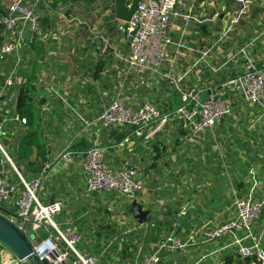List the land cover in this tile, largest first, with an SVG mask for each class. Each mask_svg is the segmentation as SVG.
<instances>
[{
    "label": "crops",
    "instance_id": "crops-1",
    "mask_svg": "<svg viewBox=\"0 0 264 264\" xmlns=\"http://www.w3.org/2000/svg\"><path fill=\"white\" fill-rule=\"evenodd\" d=\"M178 1V8L181 13L186 14L193 0ZM194 2L193 14L195 13L200 17L218 15V19L213 26H206V28L201 27L198 29L194 24H189L186 42L189 48L204 49L215 45L211 52L212 61H209V64L215 69L218 68L219 71L216 74H211L207 68L202 67L199 73H190L189 79L184 82V86L191 88L195 85L207 86L209 83H213L220 88L224 82L241 71L238 61L227 60V58L235 54L240 48L247 46L253 39L255 43L247 48L250 58L259 66L264 64V0H250L251 12L249 16L234 27L233 31L219 43H217V40L221 38L227 28L228 19L232 16L231 14H233L236 7L232 5L231 0H195ZM4 3L5 0L1 4V14L5 11ZM76 3L66 0L62 6L69 9V7L75 6ZM97 10L98 7H94V11L85 9L83 12L85 14L80 13L82 15L73 10L76 15L82 17L87 23L90 28L89 33L87 29L83 30L81 36L76 29L69 28L62 38L61 45L57 41L49 40L41 46L38 45L37 48L32 47L33 50H36L37 56L40 55L41 58H43L44 50L49 53V50H51L53 53L50 61H48L51 66L40 70L36 66L33 68L34 74L38 70L39 73L45 72L47 74L60 69L59 72L64 75L67 73L70 76H76L67 84V101L70 109L66 108L59 100L52 99L50 93L44 90L43 87L38 90L30 89L32 90V100L38 104L35 108L41 120L40 123L43 129L41 143L47 151L46 157L41 159L37 156L36 149H33L27 160L20 161L18 152H20L19 145L23 136V127L10 118L3 125L0 142L6 150L12 166L5 161L0 152V174L7 173L12 180H16V172L21 171L30 179L40 173L45 165L50 164L39 195L40 202L42 204L55 201L64 202V208H66L58 216L59 221L63 223L64 228H72L77 233L87 229L84 220L89 218V226L92 228L91 233L94 238L93 242L98 243L103 252L108 249L109 256L106 258V262L100 263V254L96 256L87 250L85 252L81 250L82 254L95 257L97 264H129L134 253L133 249H138L143 244L142 250H144L146 242L149 243L147 251L143 255L141 251V256H145L148 254L149 249L152 252L158 237L162 239L171 235V230L176 229L175 223L183 207H186V211L188 208L194 211V215L200 219L197 224L199 230L211 229L235 217L234 198L236 196H246L253 189L255 199L263 197L264 112L260 107H250L239 102L240 97L237 94L228 92L227 97L237 102L232 114L212 131V135L207 132L203 140H198L193 145L182 144L181 139L187 132L183 130L181 125L167 127V134H159L148 142L131 136V130L128 128L100 130L98 127L92 126L88 131H84L82 121L97 116L101 108L107 105L112 95L116 93L117 76L121 69L120 65L118 67L114 66L116 61L109 54L108 47L109 60H107L106 53L100 50L96 51L100 46L97 41L98 36H95L96 32L90 20V14L96 13ZM66 12L71 14L70 10H66ZM87 12L90 13L89 16ZM41 14L52 22L51 28L44 30H51L52 32L62 27L55 13L43 11ZM112 18L117 25H122V21L117 20L114 13L113 16L105 17L106 22L110 21L106 26L107 29L114 28V24L111 23ZM182 27L183 21L177 20L172 33V39L175 41H177ZM201 30L205 34H202ZM71 32L73 33L72 42L68 45L65 39ZM100 36H102V39L105 37L108 39L106 35ZM120 40L116 49L118 51L117 47L121 43L126 48L124 53L118 52L126 54L127 46L125 42L122 43ZM75 43L83 44L81 52L84 54V58L77 63L70 53ZM169 53L171 54V60L173 54L171 51ZM197 57V54L189 52L178 56L177 63L173 67V74L177 76L183 73ZM61 58L68 59L69 63L63 64ZM100 61L106 62V67L99 73L100 77L98 79L92 76L91 69H88V75H84V69L87 66L93 65L94 67ZM11 64V60L0 64V89L12 68ZM65 79L60 76L59 80L53 82L61 92L63 91L61 85H64ZM156 81L159 87L158 90H167L168 83L161 82L158 79ZM139 88L134 90V95L141 102L137 92ZM17 89L7 88L4 91V96L0 100V117L9 106V99L13 94H16ZM148 90L149 88L146 91ZM40 92L44 93L40 94ZM93 93L99 96L97 107L93 101L96 94L93 95ZM8 95L10 96L9 99L7 98ZM174 95L177 97L176 94ZM41 99H44V102L40 105ZM176 100H179L178 97ZM170 101L168 97V102H165L163 108L157 106L161 111H164L175 108L180 104L179 102L177 105H173ZM9 108L14 111L13 107L9 106ZM94 143L105 149V164L113 171L119 170L126 162L142 171L144 190L137 197L136 202L141 206L142 211L150 212L149 217L151 216V218L148 217L145 230L137 229L138 224L132 219L130 213L131 204L116 194L112 193L110 196H106L93 193L90 196H83L82 154ZM68 146L69 150L73 152L70 156L72 163H55L57 156ZM217 149H220L224 154L225 168L222 167L216 156ZM13 160L20 162V170L13 164ZM30 164L33 166L28 167ZM250 172L254 177L256 187H253ZM48 179L51 183L45 187ZM219 182L223 186L219 185V189L216 191L215 188ZM5 209H7V213H14V201L5 206ZM209 210H212V213L208 214L206 219H202V216L207 214ZM174 211L176 212L172 215L171 213ZM169 214L173 217L175 215V220H171ZM122 216H124L125 222L122 221ZM202 223L209 224L200 226ZM184 224L185 220L183 227L177 231L178 233H187L183 229ZM255 224L256 229L264 224V210ZM159 225L161 227H158ZM156 227L159 230H156ZM153 230H156V232H153ZM167 231L169 232L166 233ZM147 238L149 240L144 242ZM195 241L193 247L196 249L194 250L196 254L194 256L201 255L195 264L207 256L221 261L222 258H219L221 254L230 256L233 261L238 259L235 249L227 246L226 239L215 243H207L202 238L197 237ZM105 244L107 245L105 246ZM123 245L125 246L123 247ZM126 247L128 252L132 253L131 255L128 254L127 256V252L123 251ZM262 248L264 249V240ZM185 256H189V254ZM0 263L22 264L10 252L1 247Z\"/></svg>",
    "mask_w": 264,
    "mask_h": 264
},
{
    "label": "built area",
    "instance_id": "built-area-1",
    "mask_svg": "<svg viewBox=\"0 0 264 264\" xmlns=\"http://www.w3.org/2000/svg\"><path fill=\"white\" fill-rule=\"evenodd\" d=\"M194 1L186 14H182L178 8V0L137 1L130 19L121 23L120 26L121 31L125 33L126 54L119 53L116 47L110 44H103L102 52L109 48V54L116 61L114 66H121L117 76L116 93L112 95L108 104L101 108L97 116L82 121L84 131H88L92 126L100 130L128 128L131 130V136L148 142L159 134H167V127L181 125L187 132L181 139L182 144L193 145L198 140H203L207 132L212 135V131L232 114L237 102L227 97L228 92L237 94L240 97L239 102L250 107H260L264 112V64L259 66L250 58L247 50L248 46L255 43L254 39L227 58V60L238 61L241 71L224 82L220 88L213 83L207 86L195 85L191 88L184 86L190 73H199L202 67L207 68L211 74L219 71L218 68L215 69L209 64V61H212L211 52L215 45L204 49L189 48L186 42L189 24H194L198 29L206 28V26H213L218 19V15L200 17L193 14ZM231 1L236 9L228 19L227 28L217 43L233 31L234 27L246 20L251 12L250 0ZM111 3L114 4V1ZM4 5L5 11L0 14V64L11 60L13 65L0 89V100L7 88L25 87L38 90L43 87L50 93L52 99L59 100L70 109L67 101V84L74 76L67 73L64 75L58 71L39 73L41 68L51 66L48 61L53 53L51 50H49L50 53L44 50L43 58H41L32 47L37 48L38 45L41 46L49 40L57 41L61 45L62 38L69 28H74L83 35V30L87 29L88 33L90 32L89 26L73 10H70L71 14H68L63 6L52 10L50 0H5ZM43 11L55 13L62 27L52 32L44 30L40 23ZM177 20L183 21V27L175 41L172 39V33ZM100 39L104 42L102 36ZM82 46L81 43H75L71 48V57L76 59V63L83 60V56L79 55L82 54ZM170 51L173 54L171 60ZM188 52L195 53L198 57L183 73L174 75L173 67L177 63V57ZM61 60L63 64L69 63L66 58ZM36 66L39 70L34 74L33 68ZM60 76L66 78L64 85H61L62 92L53 84L54 81L59 80ZM157 79L168 83L171 91L177 95L180 102L177 107L161 111L152 102H140L136 99L135 89L150 88L152 81ZM16 98V94H13L9 99V106L15 107ZM9 106L1 115L0 135L3 125L10 118L20 126L26 125L25 118H21ZM0 152L5 161L12 166L1 142ZM104 153L105 149L94 143L82 154L83 196L111 192L131 204L144 190L142 171L129 162H126L119 170L113 171L105 164ZM72 154L69 146L66 147L57 156L55 163H72L70 157ZM216 156L225 168L224 154L220 149H217ZM49 168L50 164L45 165L37 176L30 179L23 178L19 172H16V180H12L7 173L0 174V215L25 234L38 260L44 258L48 264H97L95 257L84 255L76 249L81 241V236L76 230L72 228L61 230L60 225L54 222V218L62 212V202L55 201L49 204L40 202L39 195ZM250 176L253 187H256L251 172ZM12 201H14L15 212L7 213L5 206ZM234 208L235 217L222 224L211 229L192 231L185 243L176 236L160 239L155 242L152 252L145 256L141 254L139 256L138 252L132 256L129 264H161L163 252L170 255L177 252L185 253L187 245L194 246L197 237L207 243L226 239L227 246L235 248L238 259H250L254 260L255 264H264L262 248L264 224L257 229L255 227L256 221L264 210V195L262 198L255 199L251 189L246 196L234 198ZM185 215L186 207H183L178 217L183 218ZM122 221L125 222L124 216ZM146 227L147 224L137 225V229L141 230H145ZM39 231L43 235L39 234ZM31 234L37 235L34 242L29 240Z\"/></svg>",
    "mask_w": 264,
    "mask_h": 264
},
{
    "label": "rangeland",
    "instance_id": "rangeland-1",
    "mask_svg": "<svg viewBox=\"0 0 264 264\" xmlns=\"http://www.w3.org/2000/svg\"><path fill=\"white\" fill-rule=\"evenodd\" d=\"M132 0H127V5H130V2ZM3 3V0H0V9H1V4ZM108 4L110 5H113L111 3L110 0H108L107 2ZM107 3L106 1H101V3H99L98 7L99 9L97 10L96 13H93V14H90L87 12V15L89 16L90 14V20L92 22V25L94 26V29H95V32H96V35L95 36H98L97 38V41H98V45L100 46V48L96 51H102L103 49V44L106 45V44H110L111 46L113 47H116L120 38H122V43H124V40H125V33L122 32L121 30H119L120 26L121 25H117L113 18H112V21L111 23L114 24V31L113 32H110L109 29L106 28L107 24L110 23V21L106 22L105 20V17L106 16H113V14L111 13V10H108L105 12V6H107ZM231 4V3H230ZM75 6H72V7H66L65 10H75L77 14H80V13H83L85 11V9L83 8V5H76L74 4ZM79 6V7H78ZM85 14V13H83ZM103 14V15H102ZM82 15V14H80ZM80 32V31H78ZM72 32L68 35V37L65 39V42L66 44L70 45L71 42H72ZM100 35H106L108 37V39L105 37L103 40L104 42H102V40L100 39ZM105 41L107 43H105ZM118 48V51L119 52H122L124 53L125 51V46L124 45H119ZM124 49V50H123ZM94 50V49H93ZM108 50H105V52L103 53H106V56H107V60L108 59ZM68 55V54H67ZM79 55H82L83 58H84V55L83 54H79ZM60 69H56V71L59 72ZM82 76V75H81ZM74 77H76L74 75ZM157 81L156 80H153L152 83H151V87L149 88L148 91L147 88L145 87H140L139 88V92H138V97H140V100L141 102H144V101H148V102H152L156 105H158L159 107L163 108L164 107V104L165 102H168V97L170 98V102L173 104V105H177L179 103V100H176V96L173 94V92L171 91L170 89V86H168L167 90H158L159 87L157 86ZM143 90V91H142ZM150 91V92H149ZM163 92V93H162ZM41 93H44V92H40ZM96 93H93V95H95ZM94 103L96 104V107H97V102H99V96L98 94H96L95 98L93 99ZM206 158V157H205ZM206 160V159H205ZM105 162V161H104ZM201 170V169H199ZM51 181L50 179L47 180V182L45 183V187L47 185H50ZM143 184H144V181H143ZM219 185L221 186V182L217 183V187L215 188L216 191H218L219 189ZM223 186V185H222ZM227 189V187H226ZM98 194H103V195H106V196H110L112 193L111 192H99ZM92 194H89L88 196H90ZM64 202L62 203V212L63 210L66 208H64ZM61 212V214H62ZM151 218V216L149 217ZM184 220H185V224H184V230L187 232L186 234L184 233H178L177 234V238L180 239L183 243H185L187 240H188V237H189V234L194 231V230H197L198 229V221L200 219L197 218V216L194 215V211H192L191 209L186 211V215L183 217ZM54 222L58 223L59 228L61 230L64 229V225L62 222L59 221V217H55L54 218ZM85 224L87 225V229H83L81 232L79 231L78 233L80 234L81 236V241L77 244L76 246V249L81 252V250L83 252H85L86 250L93 253V255H96L97 254H100V263H104L106 262V258L109 256V251L108 249H105L107 250L106 252H103L102 251V247L98 244V243H94L93 240V236H92V228L89 226V218H86L84 220ZM209 223H202L200 224V226H205ZM211 225V224H210ZM136 230V229H135ZM169 231H167L166 233H168ZM39 234L43 235L41 231L38 232ZM170 235V234H169ZM37 235H34V234H31L30 235V238L29 240L34 242V240L36 239ZM167 236L163 237L162 239H165ZM161 238H157V241H159ZM149 239H145V241H148ZM149 243L146 242L145 244V249L142 250V247H143V244L142 246H140L138 249H133L134 253H130L128 252V249H126V252H127V256L128 254H132V256H135L138 252H139V256L141 254V251H142V255L147 251V248H148V245ZM107 244H105L106 246ZM110 246V245H109ZM125 245H123L124 247ZM1 248L5 249L4 247H2L0 245ZM109 248V247H107ZM195 247L193 246H190V245H187L186 249H185V253L183 252H177L175 253L174 255L173 254H169V253H165L163 252L162 253V261H161V264H195L197 260L200 259L201 255L197 256L194 254H196V252L194 250ZM150 249H149V252L148 254L150 253ZM187 252H189V256H185L186 254H188ZM82 253V252H81ZM192 253V255L190 256V254ZM225 255L224 254H221L219 256V258L221 259H224ZM221 259V260H222ZM222 261L220 260H217V259H214V258H210L209 256H207L205 259H203L202 261H199L197 264H221Z\"/></svg>",
    "mask_w": 264,
    "mask_h": 264
},
{
    "label": "trees",
    "instance_id": "trees-1",
    "mask_svg": "<svg viewBox=\"0 0 264 264\" xmlns=\"http://www.w3.org/2000/svg\"><path fill=\"white\" fill-rule=\"evenodd\" d=\"M50 1H51V5H50L51 9L55 10L59 6H62V4L66 0H50ZM71 1L77 2L76 5H79V6L83 5V7L87 11H94V7H98V5H99V3H101V1H103V2L106 1V3L108 2V0H71ZM111 1H114V4L110 5L107 3V6H105V9H106L105 12L108 10H111V13H115V0H111ZM98 9H99V7H98ZM0 14H1V12H0ZM40 23H41V27L43 29H50L51 25H52V22H50L48 19H46L44 17L41 18ZM113 29H109V31L112 32V31H114ZM119 30H121V29L119 28ZM201 33L205 34V32H202V30H201ZM12 65H13V62L11 64V67H12ZM105 67H106V62L100 61V62H98V64L96 63V65L94 67H93V65L87 66L84 69V71H85L84 75H88V69H91L92 76H94L95 79H98L100 77L99 73L102 72ZM31 91L32 90L25 88V87H20L16 91L17 98H16L14 111L21 118H25L27 121L26 125L22 126L23 127V133H22L23 136L20 140V145H19L20 152H18V158L20 159L21 162H24L25 160H27L31 156L33 149H36L37 156L40 157L41 159H44L46 157V154H47V151H46L45 147L43 146V143H41V140L43 137V129L41 127V123H40L41 120H40L39 114L35 108V106L38 104L32 100ZM7 98L9 99L10 96L8 95ZM13 164L16 166V168L18 170H20L19 169L20 162L18 160H13ZM32 166L33 165H31V164L28 165V167H32ZM19 173L23 178L28 179L25 176V173H23L21 171ZM175 212L176 211H174L171 214L173 215V214H175ZM171 214H169L171 220H175L176 217L171 216ZM158 227H161V225H159ZM158 227H156V230H159ZM156 230H153V232H156ZM174 230L175 229H172L171 233H173ZM176 234H178V232H176ZM126 249H127V247L123 251L125 252ZM221 261H222L221 264H255L254 260H250V259H243V260L237 259V261H233L230 256H225L224 259H222Z\"/></svg>",
    "mask_w": 264,
    "mask_h": 264
},
{
    "label": "water",
    "instance_id": "water-1",
    "mask_svg": "<svg viewBox=\"0 0 264 264\" xmlns=\"http://www.w3.org/2000/svg\"><path fill=\"white\" fill-rule=\"evenodd\" d=\"M137 0H133L130 3V7L127 6V0H115V16L119 21L127 22L131 15L135 11ZM122 29V28H121ZM204 29V28H203ZM131 36L133 34H130ZM129 40V39H128ZM44 99H41L39 104H43ZM130 213L132 219L138 225L147 224V220L150 212L142 211L141 206L136 201L131 203ZM212 213L209 210L207 214L202 216V219H206L207 215ZM174 217H176L174 215ZM184 218L177 217L176 229L170 235L174 238L176 232L183 227ZM0 245L4 247L11 255L16 258L19 263L22 264H48V262L41 258L38 260L27 240L25 234L20 231L15 225L7 221L0 215Z\"/></svg>",
    "mask_w": 264,
    "mask_h": 264
}]
</instances>
